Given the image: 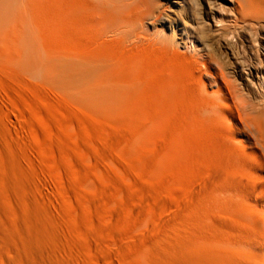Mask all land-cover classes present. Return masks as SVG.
I'll use <instances>...</instances> for the list:
<instances>
[{"label":"rangeland","instance_id":"1","mask_svg":"<svg viewBox=\"0 0 264 264\" xmlns=\"http://www.w3.org/2000/svg\"><path fill=\"white\" fill-rule=\"evenodd\" d=\"M184 2L183 19L193 23ZM44 4L38 29L48 38ZM262 35L238 29L234 39L264 60ZM44 37L47 51L76 42ZM152 47L119 51L124 67L107 78L132 84L117 101L119 115L85 107L0 54V264H193L194 214L206 199L195 193L208 162L197 157L204 145L194 130L198 66L188 54ZM234 55L236 80L247 84Z\"/></svg>","mask_w":264,"mask_h":264},{"label":"bare ground","instance_id":"2","mask_svg":"<svg viewBox=\"0 0 264 264\" xmlns=\"http://www.w3.org/2000/svg\"><path fill=\"white\" fill-rule=\"evenodd\" d=\"M205 1L203 14L199 0H190L189 23L183 19L184 0H0V54L85 107L117 115V101L132 85L107 78L122 69L119 51L156 44L163 52L188 54L198 66L194 130L204 146L197 157L208 158L205 183L195 193L206 199L194 214L193 264H264V60L253 59L242 40L234 39L238 29L264 31V0H233V9ZM44 3L50 11L47 37L76 39L63 51H47L42 42ZM259 47L264 51V44ZM234 54L242 59L247 84L236 80Z\"/></svg>","mask_w":264,"mask_h":264}]
</instances>
